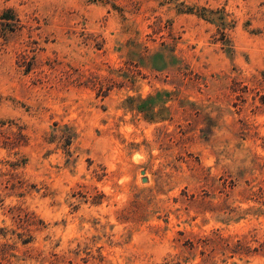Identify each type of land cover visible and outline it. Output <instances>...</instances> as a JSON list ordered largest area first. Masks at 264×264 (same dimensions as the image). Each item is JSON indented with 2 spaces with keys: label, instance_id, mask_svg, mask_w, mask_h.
<instances>
[{
  "label": "rangeland",
  "instance_id": "obj_1",
  "mask_svg": "<svg viewBox=\"0 0 264 264\" xmlns=\"http://www.w3.org/2000/svg\"><path fill=\"white\" fill-rule=\"evenodd\" d=\"M0 264H264V0H0Z\"/></svg>",
  "mask_w": 264,
  "mask_h": 264
}]
</instances>
